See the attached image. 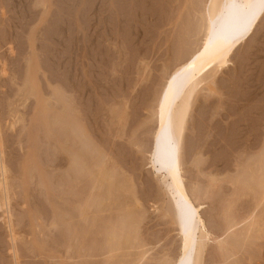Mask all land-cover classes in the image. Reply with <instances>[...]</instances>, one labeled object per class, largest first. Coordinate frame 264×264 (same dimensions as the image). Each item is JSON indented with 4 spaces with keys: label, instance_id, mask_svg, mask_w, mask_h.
Instances as JSON below:
<instances>
[{
    "label": "rangeland",
    "instance_id": "374dc122",
    "mask_svg": "<svg viewBox=\"0 0 264 264\" xmlns=\"http://www.w3.org/2000/svg\"><path fill=\"white\" fill-rule=\"evenodd\" d=\"M209 4L0 0V264L179 263L157 105ZM190 102L181 175L201 264H264V13Z\"/></svg>",
    "mask_w": 264,
    "mask_h": 264
},
{
    "label": "bare ground",
    "instance_id": "6f19581e",
    "mask_svg": "<svg viewBox=\"0 0 264 264\" xmlns=\"http://www.w3.org/2000/svg\"><path fill=\"white\" fill-rule=\"evenodd\" d=\"M263 13L264 0H210L199 49L172 71L161 92L152 163L165 170L169 180L175 223L181 239L182 253L178 264H201L209 239L199 214L200 207L194 205L181 175L183 131L192 95L198 80L223 64L251 35ZM0 169L4 178L2 164Z\"/></svg>",
    "mask_w": 264,
    "mask_h": 264
}]
</instances>
